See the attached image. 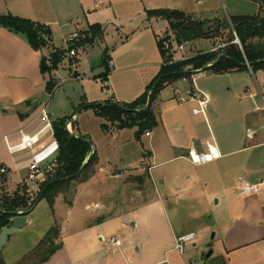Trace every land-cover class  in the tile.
<instances>
[{
	"label": "crops",
	"instance_id": "1",
	"mask_svg": "<svg viewBox=\"0 0 264 264\" xmlns=\"http://www.w3.org/2000/svg\"><path fill=\"white\" fill-rule=\"evenodd\" d=\"M221 6L225 15L220 13ZM152 10H177L202 21L215 15H256L259 6L254 0H0V15L29 19L46 27L51 34V48L35 51L23 36L0 28V166L7 168L10 175L19 177L22 184L23 179L28 178L30 153L11 148L33 135L40 138L36 145L38 151L53 142L49 119L52 122L60 118L52 119L45 110L43 97L48 76L41 74L40 62L46 51L66 50L65 40L73 35L85 32L93 25H99L103 31L100 40L76 50L74 76L70 78L72 74H69L64 79L76 82L83 93L81 100L87 103H131L145 91L163 63L157 46L161 37L157 31L167 30V26L161 25L163 20L147 18L146 12ZM57 36L62 45H55ZM101 41L105 47L97 53L96 62L89 63L86 60L89 48ZM213 50L215 47L210 46L202 51ZM105 52L109 72L103 83L100 75L104 73L101 63ZM66 58L69 62L70 58ZM81 65L84 68L79 71ZM257 74L264 78L263 71L253 74L250 68L221 75L207 71L195 73L187 81L180 80L191 82L192 88L186 90L181 85L180 90L186 93L179 97L177 88L170 89L172 85L164 88L155 108L157 126L145 132L149 136L143 134L148 140V152L140 171L143 172L145 166L147 178L153 184L164 213L174 220L181 219L174 202L170 203L169 211L165 208L171 196L173 199L182 195L186 201L195 204L188 213L189 219L200 215L196 205L202 207L215 199L216 219L210 228L214 229V245L206 264H264V124L251 115L264 112V96L259 93L260 101L257 100L255 91L246 86L247 78H255ZM53 75L57 87L58 71ZM189 91L197 95L195 100L189 99ZM199 100L205 101L204 108L195 115L193 111L199 109ZM41 109L47 114L48 121L43 118ZM71 117L74 119L75 116L71 114ZM70 121L74 125L77 119ZM79 135L92 142L88 132ZM92 148L98 158L96 145ZM209 150L217 158L197 166L188 161L189 152L208 155ZM57 156V148H52L40 160V167L53 165ZM90 178L80 182L75 193ZM238 178L260 185L259 192L240 195ZM26 190L32 193L33 188L29 191L26 187ZM32 213L27 216V225ZM177 222L175 227H170L171 247L156 261L145 263L138 260L135 264H204L206 253L202 249L197 251L200 261L173 250L174 240L179 236L194 233L195 239L190 245L194 249L197 243L196 233L187 232ZM199 229L205 231V228ZM109 239L113 248L107 250L121 248L117 239ZM109 239L101 233L97 235L99 242ZM60 243L61 248L44 264H75L62 240ZM103 264L130 263H122V259L119 261L110 253L104 255Z\"/></svg>",
	"mask_w": 264,
	"mask_h": 264
},
{
	"label": "rangeland",
	"instance_id": "2",
	"mask_svg": "<svg viewBox=\"0 0 264 264\" xmlns=\"http://www.w3.org/2000/svg\"><path fill=\"white\" fill-rule=\"evenodd\" d=\"M221 9L220 13L225 15L222 6ZM162 23L160 24L167 26V30L165 32L163 29H157L161 37L158 41L163 51L173 61L204 52L202 50L210 46L215 47V50L220 47L219 39L177 43L174 34L168 29V23L166 21ZM54 42L56 46L62 45L59 36ZM179 46H183L182 50H179ZM104 47L103 41L96 42L89 48L86 60L89 63L96 62L97 53ZM50 52H45L46 58ZM76 62L75 60L72 65L66 57L62 58L57 69L59 84L51 94L46 93L43 103L47 114L52 119L69 118L71 114H74L75 118L70 120L77 119V121L74 123V128L70 125V130H67L69 133L75 132L79 135L84 131L88 132L93 142L91 143L96 145L98 153L95 164L86 173L91 178L89 177V181L79 187L78 193H75V189L82 179L70 182L65 194L58 196L52 206L45 199L41 200L33 209L30 223L10 236L7 244L1 249L0 262L19 264L23 258L33 252L48 230L56 225L60 227V233L55 243L58 244L62 240L75 264L94 262L103 264L104 255L110 253L116 255L119 261L122 259V263L135 264L138 260L145 263L153 262L171 247L170 227H175L176 221L182 228L188 230L187 232L194 231L197 235L196 248L193 249L190 243L187 244L183 256L200 261L197 251L202 249V252L208 253L214 245V229L210 228L216 219L215 199L211 203L202 204V207L201 204L196 205L200 209V215L196 219H189L188 213L191 211V206L195 204L186 201V197L182 195L173 199L171 196L165 208L169 211L170 203L174 202L179 210L178 217L181 219L174 220L169 214L164 213L162 205L155 196L153 184L147 178L145 166H143V172L140 171V165L148 152V140L143 134L139 140L136 139V126L118 130L112 124L97 118L92 110L79 107L83 93L76 82L64 80L69 76L73 78V67ZM83 68L84 66L81 65L78 70L81 71ZM246 82L247 88L255 91L257 100L260 99L259 93L264 96L262 75L257 74L255 78L248 77ZM181 85L186 90L192 88L191 82L173 83L170 89L177 88L178 97L186 93L180 90ZM248 104L250 105L251 102L248 101ZM251 115L259 119L260 124H264V112H254ZM49 120L51 123V119ZM102 124L107 126L104 131L101 129ZM145 163L148 164V161L146 160ZM55 164L50 166L44 177L34 180L26 179L27 181L24 178L22 184L19 177L10 175L8 191L13 192L17 186L23 185L29 191L33 188L32 194L37 195L40 191V183L54 177ZM132 223L136 224L133 226ZM199 228H205V231L200 232ZM99 233L107 239L111 237L117 239L121 245V248H118L119 252L117 249L107 250L113 248L110 239L99 242L97 240ZM131 256L134 258L132 259ZM40 258L41 256H30L20 264H32Z\"/></svg>",
	"mask_w": 264,
	"mask_h": 264
},
{
	"label": "trees",
	"instance_id": "3",
	"mask_svg": "<svg viewBox=\"0 0 264 264\" xmlns=\"http://www.w3.org/2000/svg\"><path fill=\"white\" fill-rule=\"evenodd\" d=\"M254 1L259 6L256 15L229 17L215 15L212 19L202 21L194 20L191 16L177 10L147 11L148 19H160L168 23V29L174 34L177 43L219 39L220 47L213 51L200 52L184 60L173 61L169 55H166L158 41L157 46L163 63L156 77L139 97L131 103L111 101L87 103L82 99L79 107L92 110L97 117L112 124L118 130L136 126L135 137L139 140L142 134L157 126L155 106L158 104V96L164 88L173 83L183 78L190 79L193 74L197 73V70L207 71L214 75L247 71L249 68L253 74L264 72V0ZM0 28L23 36L35 51L51 48L50 31L29 19L10 14L0 15ZM102 34V28L99 25H93L87 31L79 33L78 39L69 43V49L78 50L87 44L90 45L94 40H100ZM236 38L239 44L234 43ZM66 56L67 50L52 49L47 58L41 59V74L48 76L45 84L47 94H51L56 88L57 82L53 72L58 69L62 58ZM74 62L75 60H69V63ZM108 62L109 59L105 52L101 63L104 73L100 75L103 83L106 82L109 72ZM70 119H72L71 116L51 122L53 138L58 148L55 174L53 178L40 183V191L37 195L27 192L23 185L9 192L10 171L0 166V169H4V173H0V230L8 226L10 218L17 215L19 211L30 209L38 197L41 198L40 200L45 199L52 206L58 195L65 194L70 182L80 179H82L80 182H84L90 177L86 173L96 162L95 151L84 137L67 131L66 122ZM71 126L74 128L73 124ZM101 129L103 131L107 129L106 124H102ZM91 151H93L92 155H90ZM81 167H83L81 174L74 177ZM59 233V226L51 227L33 252L23 258L20 263L25 262L30 256H41L40 260L32 264L47 262L61 248V243H55L59 238ZM0 264L3 263L0 262Z\"/></svg>",
	"mask_w": 264,
	"mask_h": 264
},
{
	"label": "built area",
	"instance_id": "4",
	"mask_svg": "<svg viewBox=\"0 0 264 264\" xmlns=\"http://www.w3.org/2000/svg\"><path fill=\"white\" fill-rule=\"evenodd\" d=\"M77 39H78V35L75 34L70 39L65 40V42L67 43V45H66L67 56L72 60H75L77 58V51L74 48L69 49V43L72 41H76ZM182 47L183 46H179V50H182ZM182 60H184V59H182ZM197 71H199V70H197ZM182 81H187V79L183 78ZM187 95L191 101L195 100L197 97V95L193 94L191 91H189L187 93ZM197 102H198V108L199 109L193 111V114H195V115L203 111L204 104H205L204 100H199ZM41 113L43 115V118L48 121V116L44 112V109H41ZM70 125L71 124H69V123L66 125L67 130H70L69 129ZM46 127L47 128L50 127L49 122H47ZM50 130H51V128H50ZM145 135L149 136V133H145ZM39 141H40V138H38L37 135H33L29 138L24 139L17 146L11 148L14 150L16 149V151H28L30 153V157L28 159V164H27V170H28L27 180H34L35 178L44 177L45 173L48 172L47 170H49L51 168L50 166H48V168H41L40 167V160L47 153H49V151L52 148H57V144H56L55 140H53V142L48 147H44L42 150L38 151V149L36 148V145L39 143ZM57 152H58V148H57ZM92 154H93V151L90 152V155H92ZM215 158H217V155L215 153H213L212 150L208 151V155L194 153V152H189V154H188V161L191 164L196 165V166L210 162L212 159H215ZM54 163H56V161H54ZM0 173H4L3 168L0 169ZM238 181L240 183L239 188H238V192L240 195L249 196V195L257 194L259 192V186L260 185L250 184L241 178H238ZM194 239H195L194 233H190L187 235L176 237L174 240L173 250L178 252L179 254H183L185 246L187 244L193 242ZM114 243L116 245L118 244V242H116V241H114Z\"/></svg>",
	"mask_w": 264,
	"mask_h": 264
},
{
	"label": "water",
	"instance_id": "5",
	"mask_svg": "<svg viewBox=\"0 0 264 264\" xmlns=\"http://www.w3.org/2000/svg\"><path fill=\"white\" fill-rule=\"evenodd\" d=\"M234 43L239 44V41L237 38L235 39ZM246 65L249 66L248 64H246ZM197 72H201V70H199ZM67 123L71 124V121H68ZM85 141L89 145L93 146L91 141H89V140H85ZM82 169H83V167H81L79 169V171L74 175V177L79 176L82 172ZM66 179H68V178H66ZM40 199L41 198L38 197L35 204L30 209L24 210V211H19V213H17V215L12 216L10 218L9 225L0 230V251L3 248V246H5L7 244L10 236L16 234L18 231H20L21 229H23L27 225V216L33 211L35 206L41 201ZM211 255H212V250H210V251H208V253H206L205 258H204V264H206L207 259H209V257Z\"/></svg>",
	"mask_w": 264,
	"mask_h": 264
}]
</instances>
